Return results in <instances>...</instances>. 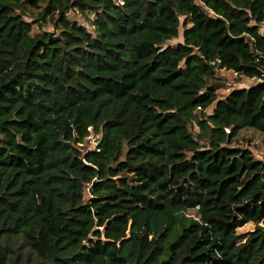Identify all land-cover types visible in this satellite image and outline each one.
Returning a JSON list of instances; mask_svg holds the SVG:
<instances>
[{"label": "trees", "instance_id": "obj_1", "mask_svg": "<svg viewBox=\"0 0 264 264\" xmlns=\"http://www.w3.org/2000/svg\"><path fill=\"white\" fill-rule=\"evenodd\" d=\"M263 22L264 0H0V264H264V155L238 144L264 141V81L220 98L217 74L264 75Z\"/></svg>", "mask_w": 264, "mask_h": 264}, {"label": "rangeland", "instance_id": "obj_2", "mask_svg": "<svg viewBox=\"0 0 264 264\" xmlns=\"http://www.w3.org/2000/svg\"><path fill=\"white\" fill-rule=\"evenodd\" d=\"M70 16L77 20L78 22H81L83 24L88 25L91 27L90 20L94 19L93 13L87 11V12H81L77 9H73L69 12ZM28 20H31L29 17ZM89 19V20H88ZM35 30H38L37 23H33ZM45 29L54 32V28L52 25H46ZM183 41V27L180 29V36L177 39L171 40L169 43L172 45H175L176 43ZM167 45H169L167 43ZM218 77L221 78L223 85L220 87L218 93L219 97H226L233 89L235 88H242V87H250L255 83H258L257 80L249 79L246 77H237L235 73H233L230 70L223 69L222 71L217 72ZM214 108V106L208 108V112H211V110ZM195 129H198V126H195ZM99 137L91 134L89 140H87L86 144L94 149L96 146H98ZM238 144L249 147L252 149L254 155L256 158L261 159L264 155V141H263V134L254 129V128H246L241 131V134L238 139ZM91 193L89 189L86 190L85 197L88 199L90 198ZM256 227V224L253 222H249L241 227H239L240 233H246L249 231H253Z\"/></svg>", "mask_w": 264, "mask_h": 264}, {"label": "built area", "instance_id": "obj_3", "mask_svg": "<svg viewBox=\"0 0 264 264\" xmlns=\"http://www.w3.org/2000/svg\"><path fill=\"white\" fill-rule=\"evenodd\" d=\"M122 2V1H121ZM123 3V2H122ZM262 31H263V33H264V22H263V24H262ZM254 79V78H253ZM254 80H257L258 82H263L264 81V75L263 76H260V77H258V78H255ZM97 147V146H96ZM95 147V148H96ZM98 150H100L99 148H98Z\"/></svg>", "mask_w": 264, "mask_h": 264}]
</instances>
